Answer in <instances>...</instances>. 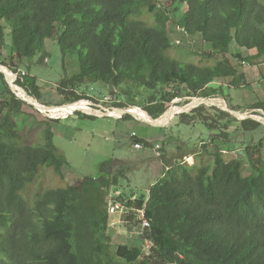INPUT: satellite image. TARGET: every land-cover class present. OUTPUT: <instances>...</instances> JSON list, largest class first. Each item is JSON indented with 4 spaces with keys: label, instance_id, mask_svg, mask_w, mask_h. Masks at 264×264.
Returning a JSON list of instances; mask_svg holds the SVG:
<instances>
[{
    "label": "trees",
    "instance_id": "obj_1",
    "mask_svg": "<svg viewBox=\"0 0 264 264\" xmlns=\"http://www.w3.org/2000/svg\"><path fill=\"white\" fill-rule=\"evenodd\" d=\"M6 26L10 46L7 63L0 65L42 105L37 78L20 66L37 55L39 64L47 59L46 40H54L79 67L70 80L60 81L59 89L70 98L56 106L84 101L76 88L89 83L117 90L129 84L150 92L148 104L117 107L142 108L155 120L176 98L219 93L212 86L217 80L249 89L240 67L264 61V0H0V52ZM172 28L199 36L210 52L198 63L171 56ZM233 42L254 53L231 54ZM0 97V264H264V135L256 142L246 139L232 157L236 144L226 128L199 147L191 166L181 159L166 165L147 196L112 200L125 203L133 222L132 211L144 210L148 227L140 239L151 244L145 255L141 247L126 244L112 249L108 208L116 179L111 173L30 192L41 168L65 182L68 163L54 145L51 125L61 119L40 121L42 142L22 144L16 117L35 118L34 107L11 92L2 73ZM251 108L264 111V100ZM221 113L244 136L264 129L257 120ZM134 142L148 145L139 138Z\"/></svg>",
    "mask_w": 264,
    "mask_h": 264
},
{
    "label": "rangeland",
    "instance_id": "obj_2",
    "mask_svg": "<svg viewBox=\"0 0 264 264\" xmlns=\"http://www.w3.org/2000/svg\"><path fill=\"white\" fill-rule=\"evenodd\" d=\"M161 1L167 3L168 0ZM171 30V40L174 45L170 52L171 56L182 61L198 63L203 53L210 52V45L204 43L199 36L190 37L178 29L172 28ZM9 33L10 29L6 26L5 47L0 52V61L5 63H7L10 46ZM45 48L48 53L47 59L41 64H39L38 55L32 60H23L20 71L37 78L40 102L47 105L45 107L58 110L65 109L67 106L60 105L56 107V105L66 103L70 98L69 95L63 94L59 89L60 81L70 80L78 74V61L76 58L63 56L54 40H46ZM236 52H240L242 56L254 53V51L237 47L233 42L230 45V53ZM8 71L10 70L8 69ZM240 71L244 72L246 81L250 83L249 89L245 87L231 88L229 87V79L217 80L212 86L220 92L218 91L219 93L208 99L219 101L221 104L215 106L204 103L202 104L204 108L200 113H190L196 108L192 106L198 105L196 102H192L195 98H176L167 105L166 111L172 108L171 112L173 114H169L165 119L167 123L163 127L151 126L132 115L117 119L114 117L89 116L77 111L75 114L69 115V113L65 117L59 118L60 121L51 123V125L54 134V145L58 153L64 156L68 163V166L63 169L66 177L65 182L58 180L52 169L41 168L40 174H42L38 181L31 185L30 192L65 186L66 183L83 177L97 179L111 173V176H115L116 185L110 189V203H121L112 202V200L123 195L126 197L130 195L147 196L150 186L157 181L166 165L172 164L175 160L185 161V158H187L188 162H185L191 166L199 147L207 144L211 137L218 136L226 128L225 132L230 135L231 140L236 144L229 155L237 157L243 149V143L246 142V139L251 138V141L256 142L264 135V129H261L257 133H252L251 136H244L240 131H235V125L228 126L231 122L230 117L221 113L230 114L224 109V107H227L231 111L236 109L234 111L241 115L251 112L252 115L255 114L254 117L257 116L256 119H259L260 111L264 112L260 109H248V106L264 100V61L261 60L259 64L254 66L244 63L240 67ZM71 89V87L66 88L67 91ZM76 91L78 95L83 97L84 102L101 104L105 110L110 107L118 108V103L124 104V106L136 103L137 106L143 108L148 104L147 99L150 95V92L146 89H139L129 84H123L121 89L117 90L102 83H89L80 89L76 88ZM230 106L234 109L232 110ZM34 111L37 114L35 118L22 115L16 117L23 136L22 144L41 143L42 126L40 121L58 119L50 118L46 113L36 108H34ZM103 113H106V111H103ZM181 114L188 115L182 116ZM234 115L230 114V116L239 120ZM137 118H140V116ZM202 120L211 127L203 126L201 124ZM225 125L226 127H224ZM133 132L137 135V138L146 141L148 145L143 146L140 150H135L133 148L135 138L131 137ZM156 143L161 144L164 149L160 157H157L153 151V146ZM192 152L194 153L190 154ZM247 174L248 171L245 170L244 175ZM76 182L78 183L79 180ZM134 196L131 198H134ZM116 217L117 215H110L111 222L115 221ZM132 220L125 217L116 221V223L118 221L120 223L115 228L108 227L112 249L115 250L120 244H126L131 247H141L144 254L148 255L151 244L140 239L139 225H135Z\"/></svg>",
    "mask_w": 264,
    "mask_h": 264
},
{
    "label": "built area",
    "instance_id": "obj_3",
    "mask_svg": "<svg viewBox=\"0 0 264 264\" xmlns=\"http://www.w3.org/2000/svg\"><path fill=\"white\" fill-rule=\"evenodd\" d=\"M85 102L87 103L86 107L88 109H91L92 112H95L97 114H102L103 111H106V113H109V114H110V112L116 111L117 113H116V117L115 118H117V119H121V118H123L126 115V114L123 113V111L121 110V108H113V107H110V108H107V110H105V108L101 104H95V103L89 102V101H85ZM69 105H71V104H69ZM77 111H79L80 113H84L86 115H89V116L92 113L91 111L90 112H86V111H83V110H81V111L80 110H77ZM77 111H74V112H77ZM120 111H121V113H119ZM260 112H261V114L258 116L259 119H257V120L259 122H261V124H262L263 121L261 119L264 118V112H262V111H260ZM246 115H249V116H253L254 117V115H252L251 112L246 113ZM243 118H245V117L243 116ZM254 118L256 119L257 116L254 117ZM131 137L137 138V135L134 134V133H132L131 134ZM133 148L135 150H140V149L143 148V145L141 143H139V142H134ZM160 150H161V145L158 144V143H156L153 146V151H154V153H155L156 156H160V154H161V151ZM185 161L188 162L187 161V158H185ZM131 199H132V201L134 200V198H131ZM132 212L135 214V220H134V222L135 223H139V231L138 232H139V234H142L143 231L148 227V222H147V220L145 219V216H144V210L141 209V210L132 211ZM129 213L130 212L127 211L125 204H122V203H110L109 204L108 214L109 215H116V214H118L120 216V219H118V220H122L123 218L127 217ZM118 223H120V221H118ZM118 223H116V221L115 222H110L109 223V226L112 227V228H115Z\"/></svg>",
    "mask_w": 264,
    "mask_h": 264
},
{
    "label": "bare ground",
    "instance_id": "obj_4",
    "mask_svg": "<svg viewBox=\"0 0 264 264\" xmlns=\"http://www.w3.org/2000/svg\"><path fill=\"white\" fill-rule=\"evenodd\" d=\"M0 70H3V71L6 72V74L9 77L10 82L12 83V81H11L12 74L9 73L8 69L5 68L4 66L0 65ZM15 92L21 98H24V99H26L28 101H31L32 103L36 104L39 107L38 110L41 111V112H43V113H46V115L49 116L50 118H63L66 115H68L69 113H71L73 111H77V110H80V111L83 110V111H86V112H90L91 111L92 112L91 109H88L86 107L87 103L84 102V101H80L79 103L76 102L77 104L76 103H73V104L67 106L65 109L58 110V109H55V108H48V107L42 106V104H40L37 101H35L32 97L28 98L26 96L25 92L22 91L20 88H16L15 89ZM200 101L201 100L195 99L192 102H194V103L196 102L197 104H199ZM211 101L213 103L221 104V103H219V101H215L213 99H211ZM171 109L172 108H170L168 112H165L164 114H162L160 116V118H158V119H156V120L153 121V119L150 116L146 115L142 109H140L138 107H130L129 108V110L133 113L134 116H137V117L140 116V119H142V120H146V121H150V122H155V123L165 122V119L169 116V114H171V115L173 114L171 112ZM224 109H225V107H224ZM116 113H117L116 111H113V112H110V115H113L114 117H116ZM119 113H121V111ZM263 122H264V120H263ZM161 154H162V151H161ZM161 154H160V156H161ZM160 156H157V157H160Z\"/></svg>",
    "mask_w": 264,
    "mask_h": 264
},
{
    "label": "water",
    "instance_id": "obj_5",
    "mask_svg": "<svg viewBox=\"0 0 264 264\" xmlns=\"http://www.w3.org/2000/svg\"><path fill=\"white\" fill-rule=\"evenodd\" d=\"M5 68H6V67H5ZM9 72H10V71H9ZM0 73L3 74L4 79H5L6 83L9 85L11 92L14 93V94L17 96V98H19L20 100H22V101L26 102L27 104L33 106V107L36 108V109L39 108L36 104L32 103L31 101H28V100H26V99H24V98H21V97L15 92V89H16V88H20V87H18V86H16L15 84H13V83L10 82L9 77H8V75L6 74L5 71L0 70ZM10 73L13 74L12 72H10ZM13 75H14V74H13ZM14 76H15V75H14ZM15 78H16V76H15ZM20 89H21L22 91H24L22 88H20ZM24 92H25V91H24ZM25 94H26V92H25ZM26 96H27L28 98H30V96H28L27 94H26ZM195 99H197V100H201V101H200V103H199L198 105L192 106L193 108H194V107H197V106H199V105H202V104H204V103H206V104L210 103L211 105L218 106L217 103H213V102L211 101V99H208V98H206V99H205V98H195ZM195 99H193V100H195ZM34 100H35V99H34ZM193 100H192V101H193ZM35 101H36V100H35ZM190 105H191V103H190ZM190 105H188V106H190ZM42 106H45V105H42ZM63 106H69V104H63ZM56 107H57V106H56ZM129 108H130V107H129ZM129 108H126V109H125V108H121V110H122L123 113L126 114V115H132V116L135 117L136 119H140V118H137L136 116H134L133 113L129 110ZM225 111L229 112L231 115H232V114H235L234 116H236V118H238V119H240V120L247 119V118H251V119L257 120V119H255L253 116H249V115H246V114L241 115V114H239V113L236 112V111H231V110L228 109L227 107L225 108ZM166 112H168V111H166ZM90 116H97V117H114L113 115H110L109 113L97 114V113H95V112H92V113L90 114ZM243 116H244L245 118H243ZM114 118H115V117H114ZM140 120H142V119H140ZM154 120H155V119H153V121H154ZM142 121H144V122H146V123H148V124H150L151 126H154V127H163V126L165 125V123H155V122H150V121H146V120H142ZM167 121H168V120H167ZM257 121H258V120H257Z\"/></svg>",
    "mask_w": 264,
    "mask_h": 264
},
{
    "label": "crops",
    "instance_id": "obj_6",
    "mask_svg": "<svg viewBox=\"0 0 264 264\" xmlns=\"http://www.w3.org/2000/svg\"><path fill=\"white\" fill-rule=\"evenodd\" d=\"M136 196H138V195H136ZM116 215H117V217H116V220L115 221H117L118 219H120V216L118 214H116ZM115 221H112V222H115Z\"/></svg>",
    "mask_w": 264,
    "mask_h": 264
}]
</instances>
